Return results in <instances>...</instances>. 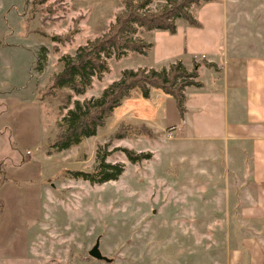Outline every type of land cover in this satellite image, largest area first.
<instances>
[{"label": "rangeland", "instance_id": "obj_1", "mask_svg": "<svg viewBox=\"0 0 264 264\" xmlns=\"http://www.w3.org/2000/svg\"><path fill=\"white\" fill-rule=\"evenodd\" d=\"M166 3L151 0L149 10L158 11ZM3 5L9 33L0 35L8 44L0 54V104L6 99L26 105L0 118L5 127L0 135L1 154L16 148L0 157L6 166L3 185L10 187L2 201L12 207L5 210L8 216L19 214L21 224L29 220L28 255L15 261L6 258L8 262L0 264H197L200 259L187 256L199 245L201 262L207 264L212 241L206 235L215 213L209 204L214 205L215 195L207 194L209 179L193 177V168L206 167L209 162L193 164L199 149L178 136L184 126L172 98L151 90L144 100L135 90L104 120L95 136L61 152L49 146L74 102L98 99L125 71L159 72L177 61L189 72L196 70V81L206 84L202 89H186L195 100L191 105L203 108L191 119L195 125L191 136L202 134L200 124L216 115L223 117L219 111L214 114L210 102L214 94L205 91L215 90L214 78L219 88L221 78L205 72L206 63L223 65L224 56L232 51H262L264 0H213L192 6L189 12L200 27L179 19L175 35L138 29L134 38L152 48L143 55L127 53L109 59L107 72L94 77L80 96L66 89L54 96L57 90H46L52 77L62 71L64 57H73L79 47L109 31L123 10V0H3ZM14 130L20 131L18 138ZM205 143L200 145L201 160L209 158L210 145ZM124 150L149 158L131 162ZM104 153L106 163L123 168L117 180L93 184L71 175L74 171L92 173L98 155ZM217 212L224 217L225 211ZM194 218L199 222L189 224ZM193 229L197 233L194 240ZM185 230H189V239L182 241ZM20 231L15 236L21 241ZM197 236L201 237L199 244ZM97 242L110 263L88 256Z\"/></svg>", "mask_w": 264, "mask_h": 264}, {"label": "crops", "instance_id": "obj_2", "mask_svg": "<svg viewBox=\"0 0 264 264\" xmlns=\"http://www.w3.org/2000/svg\"><path fill=\"white\" fill-rule=\"evenodd\" d=\"M2 2L3 0H0L1 36L3 33H9L8 12H5ZM4 43L0 40V54L7 50L8 44ZM261 50L257 53L251 49L247 54L232 51L230 55L224 56L223 65L210 61L206 63L205 72L211 71L212 75L221 78L219 88L215 84L217 78H214L215 90L206 88L205 91L214 94L210 99L212 110L215 115L219 111L223 117L216 115L210 122L200 124L202 134H195V137L190 133L195 128L191 119L195 118V114L201 113L203 108L191 105L195 100L189 98L190 95L185 92V104L188 102L189 106H185L182 118L184 127L180 129L178 136L183 140H191L196 144L193 146L198 147L199 154L193 155L196 159L193 164L206 160L209 162L206 167L194 165L193 177L209 179L207 194L216 197L214 205L209 204L215 213L211 217L209 232L206 235L208 240L212 241L207 251L210 256L207 264H264V47ZM205 59L207 60L206 57ZM200 84L201 87L197 89L205 88L206 84ZM0 105H3L0 108L1 118L5 114L12 115L18 106L26 104L5 99L4 104L1 101ZM5 109H8L7 112ZM4 129L5 127L0 125V135L5 132ZM13 133L14 138L20 136L18 130ZM11 138L13 137L10 136V142ZM204 142L208 143H205L207 146L210 145L209 158L201 160L200 145ZM15 149L12 147L11 152ZM9 152V149H6L4 154L0 151V157L5 158ZM184 177L185 175H182V178ZM8 188L10 187L7 184L0 188L1 200L2 194ZM204 191L206 189H203ZM30 202L34 204L33 200ZM5 206L0 217V263H7L6 258L15 261L25 259L28 255L25 245H28V241L26 242L25 238L28 222L26 220L29 218L23 219L21 224L19 214L12 213L8 216L5 210L12 207H8L7 203ZM198 206L201 204L198 203ZM15 208L19 210V205L16 204ZM32 208L35 210V206ZM217 211H225L224 217H220L221 213ZM199 220L194 218L188 222L196 225ZM20 228V236L23 237L21 241L15 236ZM186 232L182 241H187V237L189 239V230ZM192 232L194 240L196 229ZM200 241L201 237L197 236V243ZM187 257L200 259L197 264H202L200 245Z\"/></svg>", "mask_w": 264, "mask_h": 264}, {"label": "trees", "instance_id": "obj_3", "mask_svg": "<svg viewBox=\"0 0 264 264\" xmlns=\"http://www.w3.org/2000/svg\"><path fill=\"white\" fill-rule=\"evenodd\" d=\"M45 0H40V3ZM213 0H167L165 6L158 11L149 10L151 0H123L124 6L100 38L89 41L85 46L79 47L73 57H64L62 71L52 77L50 90H70L74 95H83L91 86L94 77L101 78L107 72V61L111 58L120 59L127 53L145 54L152 48V44H145L134 38L137 30L144 32H167L176 34V21L182 19L190 27L199 28L189 10L192 6L207 4ZM212 65H208L211 67ZM199 75L196 70L187 71L180 61L170 64L169 69L125 71L121 79L105 89L102 95L95 100L74 102L72 109L68 110L62 123L59 124L60 133L52 141L49 149L58 152L69 149L80 143L83 138L95 136L97 129L103 125L105 119L118 109L121 102L137 90L142 99L148 100L150 91L161 92L164 96L172 98L181 118L185 113V92L188 88H200L196 81ZM61 95V93L59 94ZM119 138V134L117 135ZM124 153L131 162L143 161L149 158L148 154L134 156L128 150ZM106 154L98 155V162L92 173L74 171L71 175L82 178L93 184H104L115 181L122 174L121 165L108 164ZM5 163L0 162V188L5 183ZM3 201L0 199V217L3 212Z\"/></svg>", "mask_w": 264, "mask_h": 264}, {"label": "water", "instance_id": "obj_4", "mask_svg": "<svg viewBox=\"0 0 264 264\" xmlns=\"http://www.w3.org/2000/svg\"><path fill=\"white\" fill-rule=\"evenodd\" d=\"M88 256L97 261L110 263L111 261L105 258L99 251L98 242L93 246V248L88 252Z\"/></svg>", "mask_w": 264, "mask_h": 264}]
</instances>
